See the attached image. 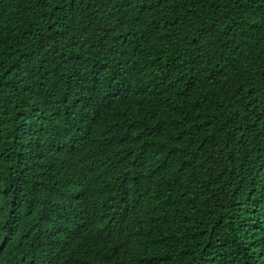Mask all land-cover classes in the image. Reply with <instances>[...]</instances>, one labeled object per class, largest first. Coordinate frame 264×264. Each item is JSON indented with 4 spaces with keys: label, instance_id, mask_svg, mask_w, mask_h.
<instances>
[{
    "label": "trees",
    "instance_id": "obj_1",
    "mask_svg": "<svg viewBox=\"0 0 264 264\" xmlns=\"http://www.w3.org/2000/svg\"><path fill=\"white\" fill-rule=\"evenodd\" d=\"M0 264H264V0H0Z\"/></svg>",
    "mask_w": 264,
    "mask_h": 264
}]
</instances>
